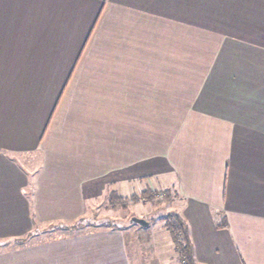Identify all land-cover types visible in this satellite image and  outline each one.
<instances>
[{
	"label": "crops",
	"instance_id": "crops-1",
	"mask_svg": "<svg viewBox=\"0 0 264 264\" xmlns=\"http://www.w3.org/2000/svg\"><path fill=\"white\" fill-rule=\"evenodd\" d=\"M152 175L196 264H264V0H0V264H133L119 226L28 235Z\"/></svg>",
	"mask_w": 264,
	"mask_h": 264
},
{
	"label": "rangeland",
	"instance_id": "rangeland-1",
	"mask_svg": "<svg viewBox=\"0 0 264 264\" xmlns=\"http://www.w3.org/2000/svg\"><path fill=\"white\" fill-rule=\"evenodd\" d=\"M140 181L141 182H138L136 186L138 191L139 189H144L145 185L149 186L148 189L150 190H152L151 188L156 189L155 191H150V199L145 196L142 199V195L137 192V194L127 196L126 200L134 197L132 195H140L141 201L147 199L149 203L144 205L141 201L133 203L132 200H127V202L122 204L120 208L117 206L118 219H114L118 220L116 222L117 226L124 228L125 239L129 245L128 248L133 259V264H177V262L179 264L177 252L171 249L170 245L172 244H170L166 235L160 229L163 225V221L160 220V217L164 216L166 212H169L166 203L171 197V194H169V198H164L165 191L158 189L161 186L158 185L155 175L147 176ZM100 211V213L103 212L102 209ZM114 214L116 215L115 212ZM133 216L150 220L152 224L149 226H141L138 223H129V220ZM109 218L110 223L114 221L111 217ZM100 222L107 221L103 219L100 220ZM96 223L99 222L94 219H82L69 223L50 224L37 228L34 232L28 235V237H31L30 240H39L63 236L68 233L97 227ZM28 239L24 238L21 242H25ZM157 241L158 244H155ZM5 242L6 241H0V248L3 247L4 244L9 246V244L17 243L12 240Z\"/></svg>",
	"mask_w": 264,
	"mask_h": 264
},
{
	"label": "trees",
	"instance_id": "trees-1",
	"mask_svg": "<svg viewBox=\"0 0 264 264\" xmlns=\"http://www.w3.org/2000/svg\"><path fill=\"white\" fill-rule=\"evenodd\" d=\"M169 192L165 191V196L164 198H169L170 195ZM142 195V199L143 197H147L148 199H150V191L147 193H143ZM140 195L136 196L135 198H131L133 203H137L139 201H141L140 199ZM123 202H121L122 204H124L125 202H127L126 199L122 200ZM97 220L99 223H96L97 226H113V227H117L116 222H109L110 220H105L107 222H100V220L98 219H94ZM160 220L163 221V227L164 229L168 232L171 241L173 243L174 246V250L177 252V256H178V261L179 264H196L195 261L193 260V256H192V246L190 243V240L188 238V234H187V228L185 223L182 221V219L180 218L179 215L172 213V212H168L166 213L164 216L160 217ZM130 222V220H129ZM73 227V226H72ZM22 239L20 240H14V242H21Z\"/></svg>",
	"mask_w": 264,
	"mask_h": 264
},
{
	"label": "water",
	"instance_id": "water-1",
	"mask_svg": "<svg viewBox=\"0 0 264 264\" xmlns=\"http://www.w3.org/2000/svg\"><path fill=\"white\" fill-rule=\"evenodd\" d=\"M130 222L131 223H138L141 226H146L148 224V222L145 219L139 218V217H135V216L131 217Z\"/></svg>",
	"mask_w": 264,
	"mask_h": 264
}]
</instances>
